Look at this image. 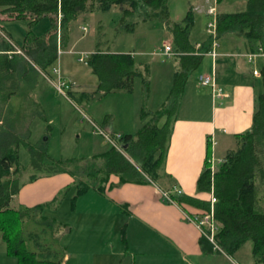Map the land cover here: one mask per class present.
<instances>
[{
	"label": "trees",
	"instance_id": "trees-1",
	"mask_svg": "<svg viewBox=\"0 0 264 264\" xmlns=\"http://www.w3.org/2000/svg\"><path fill=\"white\" fill-rule=\"evenodd\" d=\"M167 3L168 0H0V16L25 20L28 24L21 42L13 41L6 32L12 43L0 35V238L6 245L7 254L16 258V264H62L66 255V248L59 240L62 226L55 219L42 215L46 207H51L54 202V206L57 204L58 198L32 207L14 204L23 186L19 178L23 169L19 161L20 146L23 144L29 148L34 166L37 161L48 158L44 143L29 142V121L25 117L20 120V114H24L21 107L11 105L21 83L30 77L32 69L45 73L53 67L58 60L60 46L69 37L72 23L81 16L119 7L125 16L140 13L145 18L165 20L174 34L180 68L173 75L167 100L169 107L157 111L153 120L138 132L120 135L117 139L128 157L111 146L84 165L80 164L81 161H57L30 178L32 182L40 176L70 174L77 185L72 205L77 197L94 187L93 180L99 179L97 189L101 190L111 174H120L121 183L141 182L147 177L157 181L163 176L161 170L169 149L172 125L189 74L200 67L211 45L210 38H205L198 48L193 46L190 43L194 25L192 9L182 23H171ZM44 17L50 19L51 26L45 34L37 36L33 28ZM216 20L219 38L228 34L242 36L250 52L264 47V0H248L244 11L220 12ZM85 63L98 76L99 83L93 92H82V98L91 101L109 93L133 91L139 73L132 54L98 50L92 52ZM260 75L263 90L256 97L251 129L235 135V146L223 154L214 175L207 162L211 154L208 142V155L197 181L200 192L213 194L217 199L213 207L214 218L220 224L216 243L225 254L232 256L251 241L255 264H264V64ZM162 118L165 121L159 124ZM42 151L43 155L37 159ZM72 164L75 167L71 168ZM65 194L61 196L62 200ZM179 201L201 208L203 213L211 210L210 200L184 197ZM26 220L45 226L43 233L49 236L42 239L39 232L26 231Z\"/></svg>",
	"mask_w": 264,
	"mask_h": 264
},
{
	"label": "rangeland",
	"instance_id": "rangeland-1",
	"mask_svg": "<svg viewBox=\"0 0 264 264\" xmlns=\"http://www.w3.org/2000/svg\"><path fill=\"white\" fill-rule=\"evenodd\" d=\"M216 1L217 13H235L244 11L248 0ZM213 4L215 0H168L170 22L182 23L192 9L194 25L190 41L195 43V40L204 38V29L206 31V25L212 19L207 15V9ZM0 17L1 29L9 34L13 41H23L28 30L27 21L6 19L3 15ZM50 26V19L44 17L34 26L33 32L41 36ZM0 38L2 40L1 36ZM165 44H169L176 52L173 31L162 18H145V15L140 13L125 16L119 7L109 11L96 10L72 23L68 39L60 46L57 62L45 73L32 69L30 77L21 83L15 100L11 101V105L21 107V112L24 113L20 114V120L25 117L26 121H29V142L44 143L43 147L48 156L40 162L37 161L34 166L29 148L23 144L20 146L19 161L23 169L19 178L23 184V193L16 196L14 204H47L55 200V197L62 196L61 192L53 190L55 186L60 187L59 191L64 189V199L62 200V197L60 202L59 198H56L57 204L54 206V202L53 207H46L42 213L62 226L59 240L63 247L69 243L63 233L73 227V224H70L74 216L71 198L76 193L77 185L73 182L66 191L67 182H64L63 177L52 182L39 181L33 184L29 183L31 176L39 174L43 168L52 163L54 165L57 161H81L80 164L84 165L111 147L102 135L103 128L109 125L122 135L134 134L151 122L157 111L166 110L169 107L167 100L173 84V75L180 68V62L178 55L166 57L159 54ZM91 50L131 53L139 73L135 78L133 91L109 93L91 101L81 98L82 92H93L99 83L98 76L85 63L87 59L84 53ZM81 58H84V61H81ZM263 64L264 59L260 58L257 66L261 68ZM206 71L202 68L197 74H191L185 97L181 99L184 112L189 113L191 107L195 106L192 99L194 89L205 91V88L198 85L197 75L200 72L206 74ZM60 79L68 85V88L63 87L62 91L54 86L58 85ZM15 103L19 105L15 106ZM211 107V102L208 107L207 103L205 105L204 97L201 109L208 119L213 118ZM35 111L34 116L28 117ZM184 112L182 110V114ZM162 123L159 121V124ZM108 135L113 138L116 136L112 132H108ZM121 152L124 153L123 150ZM42 155L43 151L39 152L36 158L39 159ZM34 193L35 198L32 197ZM44 227L29 220L24 224L26 231H37L42 239H45L46 235L49 236L43 233ZM75 228L76 224L73 231ZM73 236V241L77 236L80 237ZM0 242L4 246V243ZM75 243L76 241L73 245ZM251 253L252 242L248 241L230 258L234 264H255Z\"/></svg>",
	"mask_w": 264,
	"mask_h": 264
},
{
	"label": "crops",
	"instance_id": "crops-1",
	"mask_svg": "<svg viewBox=\"0 0 264 264\" xmlns=\"http://www.w3.org/2000/svg\"><path fill=\"white\" fill-rule=\"evenodd\" d=\"M205 33L204 29L202 40L190 43L198 48L203 39L208 38ZM219 41L221 55L213 62L211 56L204 54L200 67L190 72L181 99L185 97L191 74H197L202 68L207 70L206 74H211L214 68L216 83L227 97L213 101L211 88L202 86L205 91L194 89L192 99L195 106L191 107L189 113L182 109L184 106L180 99L161 170L163 176L157 181L147 177L141 182L121 183L120 174H111L104 181L102 189L98 190L99 179L93 180L94 187L77 197L72 206L74 216L70 224L73 227L63 233L69 243L64 246L66 255L62 264H234L230 256L215 250L204 240L195 225L184 216L185 213H203V209L178 202L184 197L210 200L211 194L200 192L197 187L208 155V140L212 136L216 139L215 156L222 158L228 149L235 146V135L251 129L256 97L263 90L261 75H253L254 68L261 69L257 66L260 58L256 59L255 64H250L242 56L250 52L246 39L237 34H228ZM94 51L98 50L85 52L91 54ZM200 75L203 72L197 75V81ZM204 97L207 107L210 102L212 104L211 119L205 117L201 109ZM161 121L164 122V118ZM102 131L122 135L109 125ZM59 177L67 182L65 186L68 190L74 182L68 173L40 176L32 183L52 182ZM174 187L180 188L182 194L173 192ZM53 190L63 195L64 189L59 191L60 187L55 186ZM164 192H170L178 203L166 201ZM22 193L23 189L18 195ZM32 197L35 198V193ZM72 235H80L75 238L74 245ZM0 264H16V258L7 254L5 243L3 246L1 242Z\"/></svg>",
	"mask_w": 264,
	"mask_h": 264
},
{
	"label": "built area",
	"instance_id": "built-area-1",
	"mask_svg": "<svg viewBox=\"0 0 264 264\" xmlns=\"http://www.w3.org/2000/svg\"><path fill=\"white\" fill-rule=\"evenodd\" d=\"M217 1L215 0V4L210 6L207 9V15L211 16L212 19L207 23L206 25V33L208 38L211 40V45H210V50L205 53V55L211 56L213 59V62H215L216 58L221 55L219 49H220V41H219V35L217 33V25H216V18H217V7H216ZM0 35L6 39L7 41L11 42V39L5 34V32L1 29L0 27ZM199 47V46H198ZM18 53H21L19 49H17ZM160 55L166 56V57H171L174 55H177L173 48L169 44L164 45V49ZM89 53L85 52L84 57H88ZM241 54H233L232 56H238ZM243 57L247 59V61L250 64H255L257 58H264V47H259L256 52H248L245 54H242ZM81 61H84V58L80 59ZM57 70L55 69V72ZM253 75L254 76H260V71L257 68H254L253 70ZM198 81L201 86H206L211 88V94L213 101L216 100H222L227 97L226 92L217 85L216 79H215V70L213 68V72L211 74H203L200 75L198 78ZM57 89L62 91L63 87H66L64 81L61 79L58 81V85L56 84ZM102 135L108 140V142L111 144V146L117 148L118 150L122 151L121 145L117 142V139L120 137V135L113 137H109L107 133L104 131H101ZM208 142L211 145V154L207 158V162L209 163V169L211 171V174L214 175L216 172L217 166L220 164L222 161V158H217L215 156L214 148L217 145L216 139L212 136L209 138ZM173 192L176 194H182V190L180 188L174 187ZM163 197L165 198L166 201L170 203H178L176 199L171 195L170 192H164ZM210 202H211V210L206 213H198V214H189L185 213L184 216L185 218L191 222L195 227L199 230V233L201 237L205 238L207 241H209L215 250H218L222 253L224 251L220 248V246L216 243V234L219 231L220 224L215 220L214 218V213H213V207L214 204L217 202L216 197L212 194L210 197Z\"/></svg>",
	"mask_w": 264,
	"mask_h": 264
}]
</instances>
